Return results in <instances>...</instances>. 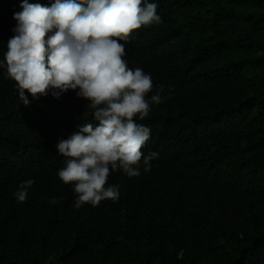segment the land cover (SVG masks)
Returning a JSON list of instances; mask_svg holds the SVG:
<instances>
[{
    "label": "trees",
    "instance_id": "1",
    "mask_svg": "<svg viewBox=\"0 0 264 264\" xmlns=\"http://www.w3.org/2000/svg\"><path fill=\"white\" fill-rule=\"evenodd\" d=\"M22 2L0 0V60ZM149 2L161 21L119 42L151 76L148 98L164 87L134 117L158 155L139 176L110 170L116 201L76 208L57 175L56 144L93 122L88 101L70 89L25 106L0 69V264H264V0Z\"/></svg>",
    "mask_w": 264,
    "mask_h": 264
},
{
    "label": "clouds",
    "instance_id": "2",
    "mask_svg": "<svg viewBox=\"0 0 264 264\" xmlns=\"http://www.w3.org/2000/svg\"><path fill=\"white\" fill-rule=\"evenodd\" d=\"M157 7L149 0H54L50 5L23 0L22 11L13 14L15 35L7 41L0 69L17 82L23 105L49 94L60 98L71 89L92 110L93 122L78 124L56 144L66 157L57 175L65 184H74L76 208L118 200L119 185L105 187L110 170L139 176L141 164L149 171L158 155L141 151L151 130L134 117L143 120L151 105L166 100L164 87L148 98L151 76L127 66L119 42L128 41L142 25L159 23ZM33 183L30 179L20 185L15 193L19 202L26 200Z\"/></svg>",
    "mask_w": 264,
    "mask_h": 264
}]
</instances>
